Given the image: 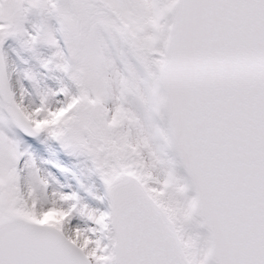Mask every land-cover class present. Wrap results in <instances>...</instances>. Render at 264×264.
Returning a JSON list of instances; mask_svg holds the SVG:
<instances>
[{
	"label": "snow or ice",
	"instance_id": "obj_1",
	"mask_svg": "<svg viewBox=\"0 0 264 264\" xmlns=\"http://www.w3.org/2000/svg\"><path fill=\"white\" fill-rule=\"evenodd\" d=\"M0 264H264V0H0Z\"/></svg>",
	"mask_w": 264,
	"mask_h": 264
}]
</instances>
